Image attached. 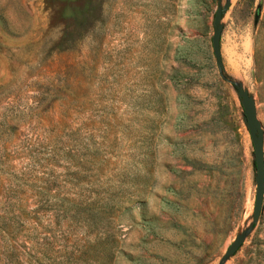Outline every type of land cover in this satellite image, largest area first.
Masks as SVG:
<instances>
[{
    "label": "rangeland",
    "instance_id": "rangeland-1",
    "mask_svg": "<svg viewBox=\"0 0 264 264\" xmlns=\"http://www.w3.org/2000/svg\"><path fill=\"white\" fill-rule=\"evenodd\" d=\"M240 86L264 0H0V264H264Z\"/></svg>",
    "mask_w": 264,
    "mask_h": 264
},
{
    "label": "water",
    "instance_id": "water-1",
    "mask_svg": "<svg viewBox=\"0 0 264 264\" xmlns=\"http://www.w3.org/2000/svg\"><path fill=\"white\" fill-rule=\"evenodd\" d=\"M230 7L228 2L223 9H219L215 16V33L213 36V48L219 66H222V57L220 54V39L223 32V25L221 24L223 13L227 12ZM238 96L241 99L245 121L250 131L251 139L254 145L255 165H256V202L254 208L253 225L259 222L264 204V131L261 122L257 117L256 103L253 97L240 86L238 88ZM245 236H239L236 241L228 249L225 259L235 255L244 242Z\"/></svg>",
    "mask_w": 264,
    "mask_h": 264
},
{
    "label": "trees",
    "instance_id": "trees-1",
    "mask_svg": "<svg viewBox=\"0 0 264 264\" xmlns=\"http://www.w3.org/2000/svg\"><path fill=\"white\" fill-rule=\"evenodd\" d=\"M235 87H237V85L236 84H233ZM254 166H255V168H256V165H255V161H254Z\"/></svg>",
    "mask_w": 264,
    "mask_h": 264
}]
</instances>
